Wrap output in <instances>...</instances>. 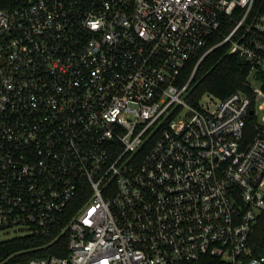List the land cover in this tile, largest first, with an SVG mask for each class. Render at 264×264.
<instances>
[{
  "label": "built area",
  "instance_id": "built-area-1",
  "mask_svg": "<svg viewBox=\"0 0 264 264\" xmlns=\"http://www.w3.org/2000/svg\"><path fill=\"white\" fill-rule=\"evenodd\" d=\"M225 43L244 86L190 101ZM262 222L264 0L0 8V240L36 239L1 264H264Z\"/></svg>",
  "mask_w": 264,
  "mask_h": 264
},
{
  "label": "trees",
  "instance_id": "trees-1",
  "mask_svg": "<svg viewBox=\"0 0 264 264\" xmlns=\"http://www.w3.org/2000/svg\"><path fill=\"white\" fill-rule=\"evenodd\" d=\"M16 0H0L1 7H11ZM222 36L218 33L211 35L207 44L199 49L189 59L183 73V79H187L191 74L200 55ZM250 71L249 63L237 52H228V43L218 45L208 52L198 64L192 81L190 101L197 102L205 92H212L218 96H226L229 93L242 88L245 79ZM35 238L31 236H13L0 240V264L6 259H18L16 255L20 249L28 248L34 244ZM252 242L256 253H264V222L253 235ZM66 252L52 247H48L44 252ZM30 251L27 255L35 254ZM37 253V252H36Z\"/></svg>",
  "mask_w": 264,
  "mask_h": 264
},
{
  "label": "rangeland",
  "instance_id": "rangeland-1",
  "mask_svg": "<svg viewBox=\"0 0 264 264\" xmlns=\"http://www.w3.org/2000/svg\"><path fill=\"white\" fill-rule=\"evenodd\" d=\"M204 99V98H203ZM14 232H10L9 234L5 235V234H2V238H9V237H12L14 236Z\"/></svg>",
  "mask_w": 264,
  "mask_h": 264
}]
</instances>
